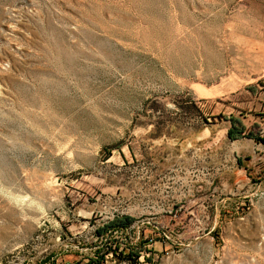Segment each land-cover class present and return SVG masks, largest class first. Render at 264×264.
<instances>
[{
	"label": "rangeland",
	"instance_id": "374dc122",
	"mask_svg": "<svg viewBox=\"0 0 264 264\" xmlns=\"http://www.w3.org/2000/svg\"><path fill=\"white\" fill-rule=\"evenodd\" d=\"M0 264H264V0H0Z\"/></svg>",
	"mask_w": 264,
	"mask_h": 264
}]
</instances>
